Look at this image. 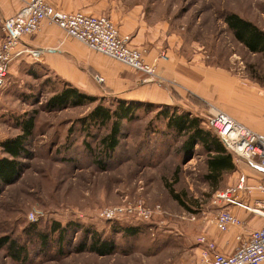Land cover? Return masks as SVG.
<instances>
[{
    "label": "rangeland",
    "instance_id": "374dc122",
    "mask_svg": "<svg viewBox=\"0 0 264 264\" xmlns=\"http://www.w3.org/2000/svg\"><path fill=\"white\" fill-rule=\"evenodd\" d=\"M58 7L109 13L114 22L136 12L138 25L131 28L133 33L143 25L145 32L160 27L165 34L177 35L182 52L189 46L191 51H202L207 76H219V81L227 80L229 84L238 80L264 86L261 56L238 43L223 22L226 14L235 13L264 30V0H66ZM131 44L145 50L144 56L149 52ZM166 47L160 46L154 57L162 51L167 55ZM169 59L167 55V59L157 62ZM128 73L124 71V75H135ZM157 73L162 81L165 76ZM64 82L37 62L15 61L0 87V141L20 133L17 120L21 116L33 115L35 120L25 142L28 156L20 160L19 175L0 193V238L25 245L27 257L22 262L13 260L4 245L0 247V264H199L201 257L197 263L190 255V235L196 230L194 223L212 210V194L239 180H257L261 172L248 160L233 157L234 170L216 184L210 183L206 176L207 153L199 143L186 150V135L167 129L164 112L202 120L214 106L231 116L226 109L231 106L230 100L223 88H215L212 96L203 99L190 93L181 97L173 94L176 104L170 105L152 102L149 97L143 101L123 99L117 96L119 89L116 94H101L95 89L91 93L90 85L67 82L95 97V101L75 107L48 106L50 97ZM166 83L171 93L175 92L174 83ZM90 84L94 88L103 86L97 81ZM118 100L136 103L139 110L134 119L121 122L119 143L109 156L100 152L99 145L107 128L92 125L87 133L82 119L96 104L113 107ZM251 118L256 122V117ZM0 156H4L1 151ZM166 185L179 194L185 207L171 198ZM123 202L148 209L159 207L160 211L147 220L123 217L105 221L99 217L104 206ZM29 213L36 214L37 220H29ZM56 222L95 229L102 238L114 242L115 253L98 256L89 251L77 252L82 229L73 227L67 230L59 250L55 233L49 231ZM128 226L137 228L136 234L121 231ZM40 234L48 237L46 244L41 242Z\"/></svg>",
    "mask_w": 264,
    "mask_h": 264
},
{
    "label": "crops",
    "instance_id": "0c3cea01",
    "mask_svg": "<svg viewBox=\"0 0 264 264\" xmlns=\"http://www.w3.org/2000/svg\"><path fill=\"white\" fill-rule=\"evenodd\" d=\"M46 1L60 10L82 11L59 8L58 5L66 0ZM73 1L79 2V0H70V2ZM20 5V0H0V24L4 18L13 15ZM82 12L105 14L86 12V10ZM135 13L133 12V14L124 16L119 21L117 19L116 22L113 20V22L121 34H130L131 42L136 44V46L149 50L145 59L150 62L153 61L157 52L156 50L160 46L167 45L166 50L170 58L169 61L157 62V70L165 76L164 79L162 78V81H145L141 73L133 72L118 62L91 52L83 45L74 43L59 28L48 23H43L36 34L22 39L19 49L24 50V52L16 62H37L66 82L90 85L89 92L91 93L95 89V92L99 93L109 91L116 94L115 91L119 89L116 91L117 96L123 99L143 101L149 97L152 102L170 105L176 104L173 94L181 97L190 93L203 99L205 95L207 97L208 95L212 96L215 88L221 86L224 94L230 100L231 106L226 109L231 113V116L254 130L264 131V120L262 119L263 103L262 97L259 94L260 82H240L236 80L234 85L229 84L227 80L225 81L227 83L222 80L219 81V78H221L219 76H207L202 51H194L195 49L191 51L192 47L189 46L188 50L182 52L181 39L177 35L165 34L164 30L162 31L160 27L156 28L157 31L151 28L150 32H145L146 30L143 25L133 33L131 28H136L138 25ZM124 71H127V73L131 71L136 76L132 74L128 76L129 73L124 75ZM97 77L103 79V86H95L94 88L90 82L92 81L94 84ZM166 82L174 83L173 90L175 92L171 93L170 89L166 86L168 84ZM251 116L256 117L258 122L257 120L256 122L253 121ZM231 157L233 162L234 156ZM256 181L254 177L246 179V182L250 184ZM252 195L258 196L259 194L254 192ZM212 207V210L207 214L208 216L200 218L194 223L196 230L193 235H190V239H192L189 248L190 255H192V261L194 260L197 263H199L201 253L200 246L194 241L197 236L205 235L214 242L217 251L231 253L238 244L237 236L240 234L245 235L249 230L258 227L261 223L259 218L250 215L240 208L221 204L219 208L229 210L243 222V225L241 227H232L227 232H219L214 222L216 207ZM199 264H201V261Z\"/></svg>",
    "mask_w": 264,
    "mask_h": 264
},
{
    "label": "built area",
    "instance_id": "2783aa9c",
    "mask_svg": "<svg viewBox=\"0 0 264 264\" xmlns=\"http://www.w3.org/2000/svg\"><path fill=\"white\" fill-rule=\"evenodd\" d=\"M20 1L17 11L4 18L0 24V87L4 85L12 63L24 52L19 49L22 39L36 34L43 23L56 26L67 37L77 40L89 50L141 73L145 81L161 80L157 73V59H167L166 53L162 51L152 62L146 61L145 50L134 47L130 35L121 34L108 15L64 11L53 7L46 0ZM96 81L101 83L103 79L97 77ZM260 95L264 120V86L260 88ZM204 123L227 152L236 158L248 160L261 172V177L255 183L239 180L235 185L216 190L212 194L211 205L216 207V229L227 232L232 227L243 225L229 210L219 208L221 204L240 208L259 218L261 223L245 235H238V244L231 253L217 251L212 240L205 235L198 236L196 243L201 248V264H264V131L254 130L214 106L210 107ZM254 192L259 195L253 196ZM159 211V207L148 209L142 204L131 205L126 202L104 206L98 214L105 221L120 220L123 217L147 220ZM28 218L31 221L37 220L34 213H29Z\"/></svg>",
    "mask_w": 264,
    "mask_h": 264
},
{
    "label": "trees",
    "instance_id": "16d2710c",
    "mask_svg": "<svg viewBox=\"0 0 264 264\" xmlns=\"http://www.w3.org/2000/svg\"><path fill=\"white\" fill-rule=\"evenodd\" d=\"M223 22L238 43L249 52L259 54L264 61V30L235 13L226 14L223 17ZM95 99V97L80 92L77 87L64 82L59 91L50 97L48 106L52 108L82 106L94 102ZM138 110L139 107L136 103L126 100H118L113 107L103 106L99 103L82 119V127L86 129L87 133L92 125L98 128H107L108 132L100 138L99 145L100 152L110 156L119 143L121 122L134 119ZM164 115L168 130L186 135V150H191L195 143L201 144L207 153L206 176L210 183L216 184L224 174L234 170L232 155L225 150L215 134H210L209 130L211 129L205 125L204 119L200 120L198 117H191L184 113L164 112ZM34 121L33 115L21 116L17 120L20 133L0 141V151L4 154V156H0V193L3 186L11 184L19 175L21 158L28 156L25 142L32 134ZM166 188L171 198L185 207L179 194L174 192L169 185H166ZM71 227L76 228L77 231L82 229V241L76 247L77 252L89 251L98 256H109L115 253L117 247L114 242L102 238L95 229L81 228V225L76 223L62 226L56 222L51 224L49 231L55 233L59 250L65 241L67 230ZM121 231L124 234H136L137 228L128 226ZM40 238L41 242L46 244L48 237L40 234ZM4 245H7L8 254L13 260L22 262L26 259L25 245L18 244L14 239L2 237L0 238V247Z\"/></svg>",
    "mask_w": 264,
    "mask_h": 264
}]
</instances>
